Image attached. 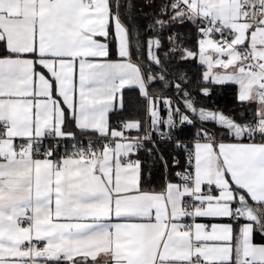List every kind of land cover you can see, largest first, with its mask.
Wrapping results in <instances>:
<instances>
[{
  "label": "snow or ice",
  "instance_id": "obj_1",
  "mask_svg": "<svg viewBox=\"0 0 264 264\" xmlns=\"http://www.w3.org/2000/svg\"><path fill=\"white\" fill-rule=\"evenodd\" d=\"M156 5L0 0V264H264V0ZM158 142L186 154L159 190Z\"/></svg>",
  "mask_w": 264,
  "mask_h": 264
},
{
  "label": "trees",
  "instance_id": "obj_2",
  "mask_svg": "<svg viewBox=\"0 0 264 264\" xmlns=\"http://www.w3.org/2000/svg\"><path fill=\"white\" fill-rule=\"evenodd\" d=\"M149 2V0H134V3L137 7H143L145 12H152L153 9H149L145 6V4ZM161 0H157L156 7H159V3ZM146 23V21H145ZM173 32H180L183 33L188 39L185 41L187 46H194L196 44L197 37L195 35V29L191 25L185 26H177L172 30ZM186 70L188 71L189 76L192 77V85H188L186 87L189 88L190 91L195 87V81L199 78V75L205 70L204 67L197 68L195 64L185 65ZM154 89L163 94L166 97H172L176 99V94L174 90H164L161 88L159 83L154 85ZM236 87H213L212 96L210 98H205L203 96H198L196 91H192V95L197 97V107H207L213 109H220L225 114H232V109L237 108V102L235 97ZM126 96L134 95L133 92L129 90H125ZM214 101V103H213ZM182 107V105H181ZM137 116L142 118V112L136 113L132 110L125 112L123 115L112 114L111 121L113 124L116 123L117 119H132L136 118ZM211 127V125H209ZM196 132V128L190 126H184L175 132L174 138L178 140H190L194 139V133ZM160 151L164 154L165 158L169 162V169L168 172L165 173L163 166L157 161V163L148 168L147 164L145 165V175L147 176L148 171H151V182L150 184H146V186L156 188L157 190L163 185L165 178L174 179L173 175L176 171H181L186 166V154L183 149L176 150L174 144H164L159 143ZM175 156L179 159L180 164L177 167H172V157ZM139 158L141 160L147 161L149 158L147 154L143 151L140 152Z\"/></svg>",
  "mask_w": 264,
  "mask_h": 264
},
{
  "label": "built area",
  "instance_id": "obj_3",
  "mask_svg": "<svg viewBox=\"0 0 264 264\" xmlns=\"http://www.w3.org/2000/svg\"><path fill=\"white\" fill-rule=\"evenodd\" d=\"M153 138L156 139L155 136ZM174 140H176V139L174 138ZM180 141H182L184 144H187L189 147H191V145L195 142L194 139L193 140H180ZM158 143H169V142H158ZM149 145H151V144H149ZM189 222H191V221H189Z\"/></svg>",
  "mask_w": 264,
  "mask_h": 264
},
{
  "label": "crops",
  "instance_id": "obj_4",
  "mask_svg": "<svg viewBox=\"0 0 264 264\" xmlns=\"http://www.w3.org/2000/svg\"><path fill=\"white\" fill-rule=\"evenodd\" d=\"M130 134H131V135H136V133H135V132H132V133H130ZM190 140H193V139H190ZM164 144H174V143H164ZM148 147H151V145H148ZM139 154H140V153H139ZM139 154H138V155H139ZM133 158H135V157H133ZM145 187H149V186H146V185H145ZM200 222H202V223H203V222H206V221H205V220H203V219H201V220H200ZM101 259H103V258H101Z\"/></svg>",
  "mask_w": 264,
  "mask_h": 264
}]
</instances>
